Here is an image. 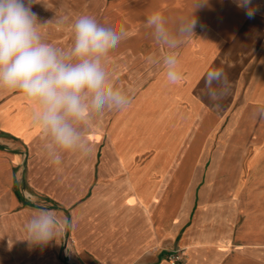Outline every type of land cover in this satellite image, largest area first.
<instances>
[{
  "label": "crops",
  "instance_id": "obj_1",
  "mask_svg": "<svg viewBox=\"0 0 264 264\" xmlns=\"http://www.w3.org/2000/svg\"><path fill=\"white\" fill-rule=\"evenodd\" d=\"M251 7V17L239 0L201 6L203 15L189 11V18L214 29L223 44L232 40L233 29L253 26L259 37L246 65L225 87L228 106L210 114L211 147L199 152L205 167L209 162L200 181L204 191L188 213L164 191L166 164L184 136V116L168 113L179 101L161 105L174 91L179 100L174 90L179 81L170 83L165 69L139 100L109 121H98L100 131L110 125L112 149L104 152L112 153L113 164H98L102 142L93 144L87 133L86 154L64 152L59 165L52 163L42 130L33 123L36 105L20 91L0 89V264H45L41 254L47 252H58L49 264H72L59 255L63 246L68 251L67 243L25 241L26 226L40 209L67 219L81 264H173L167 256L181 248H186L184 260L177 264H264V0H251ZM239 13L245 14L241 22ZM241 35L242 41L246 31ZM185 70L179 68L182 76ZM155 88L169 93L146 102ZM158 108L167 111L155 113ZM147 154L151 158L141 164ZM124 155L129 171L121 170Z\"/></svg>",
  "mask_w": 264,
  "mask_h": 264
},
{
  "label": "rangeland",
  "instance_id": "obj_2",
  "mask_svg": "<svg viewBox=\"0 0 264 264\" xmlns=\"http://www.w3.org/2000/svg\"><path fill=\"white\" fill-rule=\"evenodd\" d=\"M225 4L227 0H203L200 6L195 8V0H33L31 10L42 25L40 27L42 41L64 51L70 50L73 45L72 26L76 18L81 15L92 16L99 22L103 21L105 15H109L116 30L119 31L123 27L124 34L118 46L111 50L106 67L113 83L129 95L131 104L133 100H139L146 94L147 88L156 78L154 76L165 69L162 61L167 49L157 45L153 40L151 29L146 23L147 17L159 12L166 19L167 26L174 30L182 19L189 18L192 14L189 12L190 9L193 11L195 9L196 15H203L205 13L199 11L201 6ZM243 19L245 14H237L238 22ZM200 24L196 25L194 34L183 38L175 49L179 68L186 69L182 79L179 80V86L174 88L179 92V100L174 93L176 91L170 96L161 98V105L163 102L165 106L167 103L179 101L175 107L169 109L168 113L172 117L178 114L184 116L180 124L184 136L178 150L166 164L163 180L166 194L175 201L178 199L186 213L192 207L195 196L197 195L199 199L204 191L200 181L207 173L209 162L205 167L206 158L199 155V152L211 147L209 134L213 117L210 114L212 112L215 117L216 113H222L230 102L225 87L213 85L212 91L216 94L215 96L210 94V90L205 85L206 74L223 69L228 80L227 86L232 84L236 79V70L246 65L250 54L257 47L259 37V30L253 26L244 30L233 29L232 40L223 44V39L214 29H203ZM244 31L247 37L241 41V34ZM216 50L217 53L212 58ZM190 61H194V66ZM192 83L194 84L191 93L189 85ZM168 93L161 88H155L145 101L156 103L162 95ZM195 103L200 104L196 109H194ZM201 106L207 108L202 110ZM116 111L117 109L114 108H105L101 113H93L90 117V127L84 129V133L88 134L93 144L102 142L99 165L113 164L114 157L112 153L106 157L104 152L112 149L108 146L110 143L108 139L111 136L110 125L107 130L100 131L97 124L102 118L109 121ZM166 111L167 108L164 110L158 108L154 112L160 114ZM127 130L124 133H127ZM102 135L105 137L102 138ZM121 138H124L123 135ZM150 158L148 154L143 156L141 164L146 163ZM120 164L122 171H129V155L122 156ZM50 242L53 246L67 243L68 251L63 246L59 254L60 258L67 256L70 263L81 264L76 240L69 228ZM182 249L185 252L186 248ZM57 255L58 252L43 253L41 260L49 264Z\"/></svg>",
  "mask_w": 264,
  "mask_h": 264
},
{
  "label": "clouds",
  "instance_id": "obj_3",
  "mask_svg": "<svg viewBox=\"0 0 264 264\" xmlns=\"http://www.w3.org/2000/svg\"><path fill=\"white\" fill-rule=\"evenodd\" d=\"M33 0H0V89L20 91L36 105L33 123L42 130L45 150L52 163H61V154L79 150L87 153L84 129L90 127L91 115L105 108L124 110L130 105L129 95L113 83L107 70L111 50L118 46L124 29L116 30L105 15L102 22L81 15L73 23L74 40L70 50L52 47L41 39L42 26L31 10ZM203 0H195V8ZM251 17V0H239ZM147 25L157 45L167 51L163 65L167 80L175 84L182 79L175 51L180 41L194 34V15L182 19L174 30L159 12L147 17ZM223 69L206 74L205 85L226 87ZM65 218L54 212L38 210L26 226L31 245L44 246L69 228Z\"/></svg>",
  "mask_w": 264,
  "mask_h": 264
},
{
  "label": "built area",
  "instance_id": "obj_4",
  "mask_svg": "<svg viewBox=\"0 0 264 264\" xmlns=\"http://www.w3.org/2000/svg\"><path fill=\"white\" fill-rule=\"evenodd\" d=\"M168 260L173 264H177L184 260V250L181 248L167 256Z\"/></svg>",
  "mask_w": 264,
  "mask_h": 264
}]
</instances>
